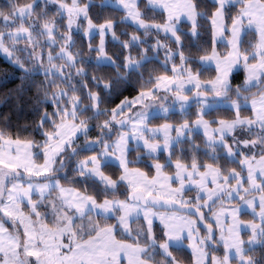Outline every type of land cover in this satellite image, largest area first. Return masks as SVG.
Wrapping results in <instances>:
<instances>
[{
  "label": "snow or ice",
  "instance_id": "6c2138e0",
  "mask_svg": "<svg viewBox=\"0 0 264 264\" xmlns=\"http://www.w3.org/2000/svg\"><path fill=\"white\" fill-rule=\"evenodd\" d=\"M141 2L10 0L8 11L0 10V53L23 72L18 91L36 90L41 115L35 128L43 137L0 127V264H181L173 249L185 244L195 264H264V0H211L210 10H202L200 0H143L147 12H166L162 23L142 11ZM50 5L56 6L51 14ZM93 7L122 15L95 23ZM201 20L210 21V50L195 39ZM184 22L195 53L185 49ZM122 24L133 31L117 35ZM74 32L89 37L97 66L111 65L115 76L85 71ZM250 32L254 41L247 39ZM94 35L99 43L93 49ZM109 35L122 49L116 59L105 50ZM150 35L155 42L143 47ZM218 40L228 47L223 55ZM160 49L162 74L147 67L150 50ZM213 62L212 79L193 68ZM236 70L245 74L240 84L233 83ZM132 75L141 82L137 94L107 107ZM220 103L231 107L232 118L206 119ZM245 106L251 115L241 114ZM175 110L185 118L169 122ZM153 111L165 122L151 126ZM133 140L137 156L130 160ZM141 153L154 174L130 166ZM112 159L121 170L115 179L104 171ZM231 163L239 170L227 167ZM92 185L99 186V198L87 191ZM245 209L249 220L241 219Z\"/></svg>",
  "mask_w": 264,
  "mask_h": 264
},
{
  "label": "trees",
  "instance_id": "16d2710c",
  "mask_svg": "<svg viewBox=\"0 0 264 264\" xmlns=\"http://www.w3.org/2000/svg\"><path fill=\"white\" fill-rule=\"evenodd\" d=\"M21 2H25V0H21ZM99 0H94V3H98ZM10 0H0V10H3L5 12L8 11ZM201 8L202 10H210L212 8V2L211 0H200ZM141 10L146 12L147 15L153 17L155 19V22L162 23L164 19L166 18V12L160 9H156L152 12H147V9L144 7L143 0L141 2ZM55 5L49 6V13L51 14L54 9ZM239 9V4L232 6V13L235 14L236 11ZM90 16H92L93 21L95 23L102 22L103 18L106 16H114L118 17L122 15V13L116 11V10H110V9H100L97 7H93L90 9L89 12ZM66 23V21H65ZM81 23H84L81 21ZM202 27H200L199 37L195 38L198 44L203 47L206 50H210L213 46L212 43V34H211V25L210 21L208 20H201L199 22ZM117 35H120L122 31H128L131 33L133 31V27L130 25H118L117 26ZM142 31L138 32L137 34L141 35L142 39H145L142 35ZM182 31L184 33L183 40L186 51L188 49H191L195 53V49H192V43L193 39L188 36V27L187 22H184ZM74 39L76 40L77 49L81 51L84 54L85 57V63L84 68L85 71L91 72L95 75L100 76H106V75H112L115 76V69L108 64H101L97 66V61L95 59L96 53L95 51H89L88 48V41L89 37H86L83 32H74ZM162 39H164V36L160 35ZM127 37L121 36V39H126ZM256 38V34L254 32H250L247 36V39H252L253 41ZM155 35H150L146 38L147 43L143 45V47H148L149 44L155 42ZM105 50L108 55L112 56L114 59H116L117 56H120L122 49L120 47V44L118 41H114L111 36H106L105 39ZM91 43L93 46V49L98 45L99 43V36L94 35L91 37ZM171 47H175V45H171ZM222 51L226 50V45L221 46ZM197 55H200L202 53H196ZM133 55H137V52H133ZM149 59L150 63H148L147 67L149 71H155L158 74H162L166 71V69L163 67L164 65V50L160 49L158 52H153L150 50L149 52ZM120 61L117 60V63ZM175 63L179 64L178 59L175 61ZM170 64L168 68L170 69ZM194 69L201 71V79H212L215 76V70L213 68H201L199 64L193 65ZM169 75H171V72H168ZM23 76V72L16 68L11 61H8L1 53H0V127L5 128L8 132L14 134V135H20L24 137L30 136L31 138L41 141L43 140V137L39 133V131L36 130L35 125L38 122L40 118V111L36 106V100H37V93L34 88H25L22 92L18 91L20 85H21V77ZM147 77V73L145 74V78ZM37 80L40 79V77H36ZM244 79V72L242 70H239L233 74V83L234 84H240L243 82ZM141 82L138 80V78L135 75H132L128 83H123L117 90V93L114 94L110 100L107 102V107H115L116 104L120 102L124 97L132 98L137 94V89L140 87ZM46 110L51 113L52 107L50 105L45 106ZM196 107L193 104L192 107H190L186 113V118L190 121L194 120L196 118ZM243 116H249L252 114L251 109L249 108H243L242 113ZM233 112L231 108L227 107H216L212 110V114L207 116L206 119H230L232 118ZM162 117V116H160ZM157 117L152 120L153 123H163L165 122L164 119ZM183 118H185V114H181L180 112H175V114H170V121L178 123ZM47 130H51L50 125H45ZM90 138L95 139L97 136L96 131H91L89 133ZM115 139V137H113ZM201 142V134H197V143ZM78 143L83 144V139H80ZM91 153H82L81 158H83L84 155H88ZM137 156V153L135 149H132L129 153V159L135 160ZM205 162H211L207 159V157H204L203 154H201L200 157ZM167 160V156L165 153L160 154V162L165 163ZM221 163L223 164L224 161L222 160ZM134 167H139L147 172H149L151 175L154 173V170L151 166V162L143 156L141 153V159L132 164ZM227 167H236L239 169V166L235 163L227 164ZM170 171H172L171 168H167ZM105 173L107 175H111L114 179L120 175L121 170L119 165L115 163H109L107 167L104 169ZM62 183L67 184L66 181L62 180ZM91 184V182H90ZM76 187H80L81 190H84L83 186L80 184H76ZM126 189L121 188L120 191L124 192ZM87 191L91 194L97 195L99 198V186L98 185H92L87 188ZM120 198H124L121 196ZM246 216V215H244ZM251 218V216H250ZM114 223L115 221H111ZM209 223H212L210 220ZM155 230L160 233V227L155 226ZM160 236V234H159ZM220 254V252H217ZM173 254L177 256V259L180 260L184 264H192L193 258L192 254L186 249V248H180L179 251L173 249Z\"/></svg>",
  "mask_w": 264,
  "mask_h": 264
},
{
  "label": "rangeland",
  "instance_id": "374dc122",
  "mask_svg": "<svg viewBox=\"0 0 264 264\" xmlns=\"http://www.w3.org/2000/svg\"><path fill=\"white\" fill-rule=\"evenodd\" d=\"M234 5H236V4H234ZM157 9H159V8H157ZM160 10H162V9H160ZM164 11V10H163ZM167 15V14H166ZM162 35H163V33H161ZM164 36V35H163ZM156 38V37H155ZM160 38L162 39V37L160 36ZM105 39H106V37H105ZM163 40V39H162ZM248 40H250V41H253L252 39H248ZM106 42V41H105ZM222 45H226V43L223 41V40H218L216 43H215V48H216V50H217V52L218 53H220L221 55H223L224 53H226L227 51H228V47L226 46V50H223L222 51V49H221V46ZM106 47V46H105ZM8 61H10L9 59H8V57L6 56V55H4L3 53H1ZM203 68H213V69H215V64H214V62L213 63H208V64H206ZM237 71H239V70H236L235 72H237ZM234 72V73H235ZM233 73V74H234ZM245 75V74H244ZM218 106H220V107H227V108H231L228 104H225V103H220V104H218L217 106H215V108L216 107H218ZM244 108H249V109H251L250 108V106H245ZM175 112H179L178 110H175ZM153 119L154 118H157V117H160V116H163V114H159V113H157V112H155V111H153ZM170 115V114H169ZM195 120V119H194ZM157 124H160V123H153L152 122V125L151 126H155V125H157ZM199 134V133H198ZM136 144H137V142L135 141V140H133V141H131V143H130V148L131 149H135V147H136ZM130 153V152H129ZM162 154V153H161ZM128 158H129V154H128ZM110 163H115V164H117L118 165V162L117 161H115V159H112L111 161H110ZM131 167H134V166H132V165H130ZM139 168V167H138ZM141 169V168H140ZM142 171H145V170H143V169H141ZM237 170H239V169H237ZM166 171H168L169 173H171V171L169 170V169H167L166 168ZM147 172V171H146ZM149 173V172H148ZM150 174V173H149ZM154 174V173H153ZM151 175V174H150ZM192 195H195V193L194 192H188L187 193V196L188 197H191ZM121 199H123V198H121ZM163 211V210H162ZM244 215H246V216H244ZM250 216H251V218H252V215H251V210H249V209H245V211L241 214V219H243V220H249V219H251L250 218ZM207 217H208V214H207ZM211 221V222H213L212 221V219L210 218V217H208V221ZM159 226L160 227V225H159V222L157 221L156 222V224H155V226ZM214 227H215V225H214ZM200 232H201V235H203L204 234V230H202L201 229V227H200ZM156 234H157V236L159 237V232H157L156 231ZM119 238V237H118ZM181 248H186L191 254H192V258H193V263L192 264H195V257H194V254H193V252H192V249L191 248H189V247H187V245L185 244V246H183V247H181ZM217 255H219L218 253H217ZM181 264H184V263H182L181 262Z\"/></svg>",
  "mask_w": 264,
  "mask_h": 264
},
{
  "label": "water",
  "instance_id": "95a60500",
  "mask_svg": "<svg viewBox=\"0 0 264 264\" xmlns=\"http://www.w3.org/2000/svg\"><path fill=\"white\" fill-rule=\"evenodd\" d=\"M164 210V209H161ZM206 217H207V211H205ZM208 222V221H207ZM201 229L205 231L204 225H200Z\"/></svg>",
  "mask_w": 264,
  "mask_h": 264
}]
</instances>
